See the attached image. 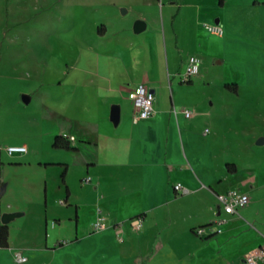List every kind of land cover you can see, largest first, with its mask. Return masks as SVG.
Segmentation results:
<instances>
[{
	"label": "crops",
	"instance_id": "obj_1",
	"mask_svg": "<svg viewBox=\"0 0 264 264\" xmlns=\"http://www.w3.org/2000/svg\"><path fill=\"white\" fill-rule=\"evenodd\" d=\"M187 6L172 15L177 28L174 71L165 66L160 41L162 76L150 69L153 64L134 84L126 82L127 98L110 103L120 107L118 124L108 106L101 119L88 117L59 129L55 136H73L69 142L76 149L54 147L62 156L58 159L35 161L26 142L11 143L28 151L15 153L20 156L8 163L57 165L63 167L58 170L64 169L65 180L61 178L56 207L47 182L32 181L28 183H35L40 195L29 194L11 201L8 209L0 208V225L5 224L4 213L16 214L6 223L8 246L0 244V264H246L245 255L264 246V158L243 169L231 156L232 143L221 124L229 123L235 111L218 98L221 91L239 99L244 90L251 99L264 98V0H218L209 11L200 7L193 16L197 27L180 31ZM139 20L146 22L144 30L151 24L149 18ZM199 24H218L223 33L200 35ZM192 55L200 60L201 71L185 81L181 75ZM220 62L222 80L204 84ZM164 78L177 82L163 86ZM140 83L155 92V112L135 121L129 92ZM260 138L261 133L254 137L250 150L264 146L258 144ZM66 156L79 167L76 183L68 178ZM5 163L1 160L2 168ZM178 182L189 189L187 194L175 190ZM232 188L247 193L249 201L238 213L225 214L216 193ZM8 190L7 184L1 186L0 198ZM137 216L144 218L140 229L132 225ZM221 217L226 221L219 224ZM18 218L22 222L14 224ZM97 220L105 224L98 231ZM183 220L190 223L180 233ZM202 226L206 232L200 237L194 230ZM109 232L121 235L120 241L110 242ZM17 251L27 260L18 262Z\"/></svg>",
	"mask_w": 264,
	"mask_h": 264
},
{
	"label": "rangeland",
	"instance_id": "obj_2",
	"mask_svg": "<svg viewBox=\"0 0 264 264\" xmlns=\"http://www.w3.org/2000/svg\"><path fill=\"white\" fill-rule=\"evenodd\" d=\"M215 4L218 0H0V196L1 186H9L8 194L0 198V208L8 209L11 201L26 195L41 194L35 183L28 182H47L55 207L62 191L64 169H58L63 167L8 163L20 156L7 152L11 143L26 142L35 161L62 157L53 146L59 129L88 117L101 119L113 99L127 98L126 82L134 84L147 66L154 64L150 69L158 78L162 76L160 41L165 66L174 71L177 28L172 15L188 5L178 28L192 29L198 25L193 16L197 17L200 7L209 11ZM146 18L150 26L136 32V21ZM206 25L199 24L200 35L214 34ZM216 64L204 84L222 80V63ZM176 82L164 78L162 85ZM23 95L30 96L29 103ZM218 98L235 111L229 123L221 124L232 143L231 156L243 169L259 163L264 146L250 150L249 145L257 134L264 135V98L251 99L247 90L239 99L221 91ZM66 157L71 165L68 178L76 183L79 167L73 157ZM1 160L6 161L4 168ZM189 223L183 220L179 232ZM106 235L110 242L120 241L119 234Z\"/></svg>",
	"mask_w": 264,
	"mask_h": 264
},
{
	"label": "built area",
	"instance_id": "obj_3",
	"mask_svg": "<svg viewBox=\"0 0 264 264\" xmlns=\"http://www.w3.org/2000/svg\"><path fill=\"white\" fill-rule=\"evenodd\" d=\"M207 29L214 34H222L223 29L218 24L207 25ZM201 71V62L196 56H190L187 61L186 69L181 75V78L185 81L191 80L195 75L200 73ZM129 97L132 100L135 113L134 120L140 121L145 120L154 115L155 112V100L156 95L155 92L146 84L140 83L135 86L129 92ZM184 113L189 116L191 114L190 110H184ZM70 141L74 140V137L71 136L69 138ZM28 151L27 146L23 145H10L7 147V152L9 154L15 153H25ZM90 178H86L85 181H89ZM175 190L181 194H187L189 189L184 186L181 182H178L174 185ZM217 199L221 206V211L225 214H235L238 213L241 208L246 206L249 201V196L247 193L243 192L238 188H232L225 192L216 193ZM226 218L221 217L217 222L224 223ZM104 222L102 220H97L94 223L95 230H101L104 228ZM132 225L136 229H140L144 225V218L142 216H137L132 219ZM197 233L203 236L206 232V227H198ZM220 231V229L218 230ZM15 258L18 262H24L27 260V257L21 254V252L17 251L15 253ZM246 264H264V246L257 248L254 251L249 252L245 255Z\"/></svg>",
	"mask_w": 264,
	"mask_h": 264
},
{
	"label": "water",
	"instance_id": "obj_4",
	"mask_svg": "<svg viewBox=\"0 0 264 264\" xmlns=\"http://www.w3.org/2000/svg\"><path fill=\"white\" fill-rule=\"evenodd\" d=\"M123 13L127 12V9L123 8L122 9ZM146 28V22L143 20H137L135 23V30L136 32H141ZM23 100L26 103L30 102V96L28 95H23ZM111 120L115 123L118 124L120 121V107L118 105H113L111 108V114H110ZM258 144H264V138H260L258 140ZM16 214L13 213H4L2 215V222L3 223H8L11 219L15 217Z\"/></svg>",
	"mask_w": 264,
	"mask_h": 264
},
{
	"label": "trees",
	"instance_id": "obj_5",
	"mask_svg": "<svg viewBox=\"0 0 264 264\" xmlns=\"http://www.w3.org/2000/svg\"><path fill=\"white\" fill-rule=\"evenodd\" d=\"M223 2L224 0H219L220 4H223ZM227 87L229 88L231 87V85L228 84ZM53 146L56 148H65V149H70V150L76 149L70 144L69 139L63 135H57L55 137ZM230 167H231L230 164H228V168ZM62 179L63 181L65 180V171L62 173ZM0 244L2 246H8V226L6 224L0 225Z\"/></svg>",
	"mask_w": 264,
	"mask_h": 264
}]
</instances>
